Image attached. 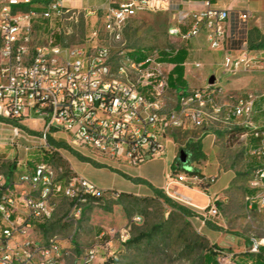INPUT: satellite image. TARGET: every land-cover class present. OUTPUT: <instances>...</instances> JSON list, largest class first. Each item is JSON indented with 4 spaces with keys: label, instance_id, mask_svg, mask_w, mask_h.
<instances>
[{
    "label": "built area",
    "instance_id": "obj_1",
    "mask_svg": "<svg viewBox=\"0 0 264 264\" xmlns=\"http://www.w3.org/2000/svg\"><path fill=\"white\" fill-rule=\"evenodd\" d=\"M67 1L0 0V119L20 121L34 114L43 121L45 139L63 131L64 143L75 152L127 167L166 157L175 130L195 128L209 133L216 125L230 130L241 126L247 129L244 136L251 131L254 138L261 139L251 154L264 158V130L252 120L259 103L264 111V90L224 104L219 100L221 86L216 83L188 90L174 88L169 62L158 51L139 49L143 57H133L125 49L114 52L111 42L124 41L133 17L169 11V0H108L106 8H85L86 18H99L80 44H69L64 38L66 22L81 13ZM203 5L186 30L174 26L169 33L191 40L205 32L210 48L220 50L230 10L216 7L213 0H203ZM251 17L249 12L239 14L242 24ZM252 52L241 56L227 52L224 73L264 72V49ZM193 64L201 66L198 61ZM172 91L176 105L169 108ZM61 148L48 144L51 152L63 155ZM176 172L174 178L167 176L171 179L164 187L168 194L198 208L203 224L219 217L218 198L206 194L209 187L202 192L209 198L205 207L193 203L188 195L170 193L172 184L186 186L190 178L187 172ZM65 173L63 167L41 161L32 171L18 173L13 181L0 165V264H67L70 251L61 240L54 236L43 241L36 232L38 225L55 216L57 199L65 197L73 203L67 220H77L88 203H98L108 195L120 197V190L98 186L73 166ZM253 176L254 192L247 196V208L264 212V163L255 167ZM217 179L218 175L208 177L211 183ZM142 220L141 215L134 218ZM98 238L104 243L88 247L77 264H117L113 240L105 232ZM100 248L105 256H100Z\"/></svg>",
    "mask_w": 264,
    "mask_h": 264
},
{
    "label": "rangeland",
    "instance_id": "obj_2",
    "mask_svg": "<svg viewBox=\"0 0 264 264\" xmlns=\"http://www.w3.org/2000/svg\"><path fill=\"white\" fill-rule=\"evenodd\" d=\"M102 2L103 0H86L87 4ZM67 3L73 5L70 0ZM79 10L81 13L78 12L73 20L66 22L68 34L64 38L69 44L83 43L96 25L85 17L83 9L77 8ZM185 21L184 26L188 27L189 22L187 19ZM175 25L183 27L179 18L170 11L141 13L129 21L124 41L121 44L111 42L112 48L114 52L121 49L128 52L137 50L132 53L133 57H143L139 50L143 48L150 52L158 51L160 55L163 52L190 49L193 39L184 40L169 33ZM193 60L188 65L187 75L185 73L182 79L177 80L180 89H196L209 84L211 75L203 73L205 67L202 64L195 66ZM242 74L249 76L253 82H259V85L255 83L254 93L264 90L263 71ZM175 102L176 94L172 91L168 95V107H174ZM252 120L264 130V111L261 110L260 103ZM19 122L29 129L44 132L43 121L34 114ZM15 127L17 126L12 120L0 119V165L13 181L18 173L26 169L32 171L36 163L46 161L56 167H63L65 175L69 174L73 166L77 172L102 188L124 190H120L118 199L108 195L98 203H88L77 220H67L73 203L65 197L57 199L55 216L47 224L38 225L36 232L43 241L54 236L61 240L62 246L70 251L67 264H77L88 247L103 244L104 240L98 238L102 232L114 242L112 250L117 264H205V256L213 247L220 251L219 264H236V256L243 260L242 257L247 252L264 247V212L250 211L246 204L247 196L254 192L251 184L254 180L253 170L264 163V158L259 160L251 154L257 143L251 131L248 136L243 135L241 126L230 130L227 126L216 125L211 128V133L195 128L175 130L172 136L174 142L170 144L168 155L149 160L139 167L99 161L90 153L83 155L68 147L61 148L63 155L58 151L51 152L48 149L49 142L42 134L33 135L18 127L19 133L16 135ZM208 134L210 136L206 137ZM52 137L55 143H63L66 134L59 131ZM192 141L202 143L203 150L207 153L205 159L189 162L182 150ZM194 169L199 172L189 173ZM176 170L178 173L187 172L190 178L184 183L186 186L172 184L169 187L170 193L189 194L193 203L205 207L209 198L202 192L209 187L206 194L210 198H218L221 211L219 217H211L203 224L198 208L168 194L164 187L166 181L171 179L167 176L174 178ZM210 175H218L215 183L208 180ZM193 176L198 178L192 179ZM131 177H140L156 185L163 184L159 188L174 201L193 211L194 215L186 216L174 209L147 184L137 183ZM24 187L29 188L27 185ZM189 188L193 190L190 191ZM138 215L143 217L141 222L134 221ZM104 252L100 248V256H105Z\"/></svg>",
    "mask_w": 264,
    "mask_h": 264
},
{
    "label": "crops",
    "instance_id": "obj_3",
    "mask_svg": "<svg viewBox=\"0 0 264 264\" xmlns=\"http://www.w3.org/2000/svg\"><path fill=\"white\" fill-rule=\"evenodd\" d=\"M70 1L73 3V7L81 9L92 7L106 8L109 4L108 0H103L100 4H87L86 0ZM169 1L171 4L169 11L176 18H179V22L183 24L182 28L184 30L188 28L184 26L186 24L185 20L187 19L190 25L193 20V15L204 7L203 0ZM213 3L216 7L230 10L231 14L223 47L220 50L213 49L212 51L207 42L206 34L201 33L198 37L193 39L192 47L188 49L189 55L184 63L185 73L187 75L188 65L191 64V59H194L193 62H200L205 67L203 73H207L209 76H212V74L217 75L215 83L221 86L219 100L224 104H234L243 94L253 93L256 86L255 83L257 82H253V79L251 80L249 76L243 75L242 72L237 76H230L224 73L222 69L224 55L230 52L234 55L241 56L244 53L252 54V51L264 49V46H257L258 44H264V0H213ZM241 12H249L252 14V17L243 24L239 19V14ZM98 18L99 16H91L90 19L92 24H95ZM207 46L209 49H207ZM168 66L170 69H173L175 65L169 63ZM257 84L259 85V82ZM209 133H211V131ZM208 136H210V134L206 135V137ZM170 144L171 143H169V147ZM152 184L156 187L163 185ZM137 186H141V184H137ZM117 190L124 191L123 189ZM189 190L192 191L193 189L189 188ZM188 196L191 195L188 194Z\"/></svg>",
    "mask_w": 264,
    "mask_h": 264
},
{
    "label": "trees",
    "instance_id": "obj_4",
    "mask_svg": "<svg viewBox=\"0 0 264 264\" xmlns=\"http://www.w3.org/2000/svg\"><path fill=\"white\" fill-rule=\"evenodd\" d=\"M257 46L261 47V46H264V44H258ZM135 51H137V50L131 51V54ZM188 55H189V51H188V49H185V48L179 49V50L174 51V52H163L162 53V57H161L162 60L167 61L169 63H173L175 65L169 74L170 84L174 88H178L177 80H178V78L182 79L184 74H185L184 63L187 60ZM13 122L15 123V125L17 127L24 128L33 135L42 134V136H43V132H37V131H34L32 129H29L25 125H22L18 120H13ZM241 128H242L241 131L243 133L247 130L243 127H241ZM47 140L51 144L56 145L58 147L67 148V145L64 142L63 143H55L54 139L51 135H47ZM254 140L257 144L261 141L260 138H254ZM182 151L185 153L189 162L196 161V160L198 161V160L206 158V153L203 150V146H202V143L200 141L188 142ZM195 172H199L198 169L191 170L189 173L194 174ZM131 179L137 183L147 184L158 197L163 199L168 205H170L174 209L179 210L180 212H182L186 216H193L194 215L193 211H191L190 209H188L184 205L174 201L171 197H169L165 193V191L163 189H161L159 187H155L152 183H150L149 181H147L143 178H140V177H131ZM219 253H220L219 249H217L216 247H213L212 250L207 252V254L205 256V259H204L205 264H219V261H218ZM242 258H243V260L238 259V257L236 256V259L234 260L235 263L236 264H264V247H260V249L257 252H249V253L247 252Z\"/></svg>",
    "mask_w": 264,
    "mask_h": 264
},
{
    "label": "water",
    "instance_id": "obj_5",
    "mask_svg": "<svg viewBox=\"0 0 264 264\" xmlns=\"http://www.w3.org/2000/svg\"><path fill=\"white\" fill-rule=\"evenodd\" d=\"M216 82V76L215 75H212L209 79V83L210 84H214Z\"/></svg>",
    "mask_w": 264,
    "mask_h": 264
}]
</instances>
